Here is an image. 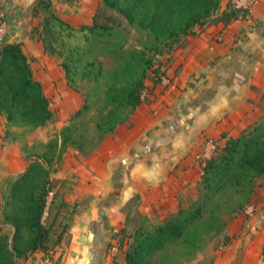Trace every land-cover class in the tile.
Masks as SVG:
<instances>
[{"label":"crops","instance_id":"crops-1","mask_svg":"<svg viewBox=\"0 0 264 264\" xmlns=\"http://www.w3.org/2000/svg\"><path fill=\"white\" fill-rule=\"evenodd\" d=\"M38 1L0 0V10L11 15L0 44L22 43L33 60L45 55L31 25ZM100 1L52 0L65 21L84 25L93 24ZM162 61L163 81L147 82L146 99L128 123L88 157L66 155L52 176L49 250L18 264H123V253L112 247L135 196L137 210L159 220L197 198L214 140L222 146L224 135L239 137L264 118V0L248 21L198 27ZM257 198L258 222L240 216L226 228L225 243L187 264H264V183Z\"/></svg>","mask_w":264,"mask_h":264},{"label":"trees","instance_id":"trees-1","mask_svg":"<svg viewBox=\"0 0 264 264\" xmlns=\"http://www.w3.org/2000/svg\"><path fill=\"white\" fill-rule=\"evenodd\" d=\"M221 2L103 0L93 24L79 29L52 10V0L37 2L33 15H44L39 41L45 52L64 57L65 77L74 90L82 93L84 104L46 144L45 152L32 156L26 170L11 185L4 224L14 231L11 237L0 227V264H18L37 251L49 250L45 214L55 189L53 174L68 150L88 157L108 135L130 121L146 99L147 82L156 86L166 75L160 58L185 46L198 27L246 19L233 3L223 10ZM104 10L119 12L127 26L120 29L122 25L114 27L109 20L100 21ZM133 30L137 32L135 37ZM65 38L73 43L59 49L58 43H64ZM90 55L92 60L85 61ZM32 64L22 43L0 44V116L8 126L36 130L54 120L51 101ZM80 74L83 76L76 79ZM224 138L225 143L216 145L202 166L197 198L181 205L176 213L154 220L137 210L138 196L130 201L134 212L130 211L126 227L115 236L123 264H153L155 256L172 246L194 250L206 236L220 234L229 224L227 219L242 210L245 199L264 179V118L239 137ZM203 224L205 230L201 231ZM262 256L264 259V244Z\"/></svg>","mask_w":264,"mask_h":264},{"label":"rangeland","instance_id":"rangeland-1","mask_svg":"<svg viewBox=\"0 0 264 264\" xmlns=\"http://www.w3.org/2000/svg\"><path fill=\"white\" fill-rule=\"evenodd\" d=\"M75 1L80 2V0ZM232 1L233 0H222V9L225 10L226 8L230 7V5H232ZM102 2L103 0L100 1L97 11L99 8L103 7ZM52 10L59 17H61L62 9H60V7L58 8L57 5L53 4ZM100 15H102L100 17V21L105 22L109 20L110 25L114 27H119L122 25V28L120 29H123L127 26L123 16L116 10H104ZM10 17V14L4 15L2 10H0V22L3 28L2 32H0V42L8 30ZM43 18L44 15H33V20L31 23L33 35L35 38H38V40L40 36L39 30L42 28ZM61 19L63 18L61 17ZM69 24L74 26L76 29L84 26V24L81 23ZM132 34L134 37L137 36V32L135 30L132 31ZM77 38L79 39V37ZM72 41L73 40L71 39L65 38L64 43H58V48L61 49L62 45L72 44ZM131 42H133V40H131ZM81 44L84 43L81 42ZM44 54L45 55L40 58V60H33L32 66L35 77L43 83L45 93L51 101V108L55 113L54 120L44 128L31 130L30 128L19 126H8L5 117L0 116V227L3 228V232L5 234L10 235L11 237L14 229L10 225L4 224L5 202L8 198L11 185L20 176V174L26 170L29 165V160L32 158V156L43 154L46 150V144H48L53 138L60 134L61 130L69 124L70 118L73 116V114L76 113L84 104V97L82 93L74 90L68 84V81L65 77L62 67L64 57H60L58 54L50 55L49 53L45 52V50ZM167 56L168 55H164L160 59L163 60L167 58ZM90 60H92L91 55L85 58V61ZM61 74H63V77H61ZM59 75L60 78L56 79ZM82 76L83 75L80 74L76 77V79H79ZM2 132L4 135H2ZM214 143L215 144L212 143V151H214V146L218 145L215 140ZM71 152L75 153L77 151L75 149L68 150L64 155L63 161L65 160L66 155L71 154ZM211 153L212 152H210V155ZM263 183L264 179H260L258 181V186L256 187L255 192L245 199L242 210L227 219L229 224L231 222L238 221L240 216H243V219L245 220L244 222H258L259 217H257V215L262 210V207L258 206L259 202H257V194L258 188L261 187ZM188 202H184L183 205H187ZM250 206H252L255 210L254 217H250L247 213V209ZM45 222H49V216H47ZM202 226L203 229L201 231L205 230L204 224ZM226 228H224V230L218 235L211 234L206 236L204 243L194 250H191L185 246H172L164 253L155 256L153 259V264H187L197 259L201 254L208 256L214 246L219 247L222 243L226 242L227 239H225L223 236ZM129 229H131V227H129Z\"/></svg>","mask_w":264,"mask_h":264},{"label":"built area","instance_id":"built-area-1","mask_svg":"<svg viewBox=\"0 0 264 264\" xmlns=\"http://www.w3.org/2000/svg\"><path fill=\"white\" fill-rule=\"evenodd\" d=\"M258 2V0H233L232 3H233V6L236 8V9H239L241 10L243 13L246 14V19L244 20H241V21H248L254 11V7H255V4ZM3 25V24H2ZM3 28L2 26L0 27V32H2ZM222 38H219L218 40H220ZM54 195V193L52 192L49 196V199ZM49 203V202H48ZM47 213V212H46ZM247 213L250 217H254V214H255V210L252 206L248 207L247 209ZM45 219H46V214H45ZM119 251L118 247L117 246H114L113 249H112V252L114 253H117Z\"/></svg>","mask_w":264,"mask_h":264}]
</instances>
